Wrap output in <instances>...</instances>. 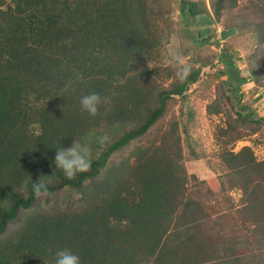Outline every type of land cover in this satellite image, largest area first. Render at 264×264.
I'll return each mask as SVG.
<instances>
[{
  "label": "trees",
  "instance_id": "16d2710c",
  "mask_svg": "<svg viewBox=\"0 0 264 264\" xmlns=\"http://www.w3.org/2000/svg\"><path fill=\"white\" fill-rule=\"evenodd\" d=\"M178 2L179 19L199 15L209 22L195 2ZM2 4L0 264H54L55 252L63 248L78 254L82 264H264V159L255 160L247 147L225 159L229 170L220 183L221 193L224 183L240 191L237 229L226 223L232 206L213 211L216 202L229 198L211 196L203 180L188 184L180 152L166 148L164 136L153 147L138 146L108 163L148 132L166 100L180 95L197 71L160 90L156 106L134 128L103 148L94 142L102 122L113 121L119 129L141 106L132 86L124 94L130 100L123 98L120 80L139 68L158 43L147 37L148 0ZM217 59L223 72L233 65L226 50ZM242 82L238 77L231 89L237 91ZM90 92L106 100L94 118L79 110L80 98ZM240 108L247 110L235 112L241 123L264 124V117L254 118L246 104ZM88 139L95 149L91 169L66 179L55 169L56 149ZM34 183L42 184L48 197L70 189L76 198L40 207ZM12 222L16 227L3 235Z\"/></svg>",
  "mask_w": 264,
  "mask_h": 264
},
{
  "label": "rangeland",
  "instance_id": "374dc122",
  "mask_svg": "<svg viewBox=\"0 0 264 264\" xmlns=\"http://www.w3.org/2000/svg\"><path fill=\"white\" fill-rule=\"evenodd\" d=\"M190 1L204 9L208 23L199 15L179 19L178 0H148L150 32L147 37L158 43L139 68L120 80L123 98L130 100L124 94L132 86L141 106L119 129L115 128L113 121L102 122L97 138L106 136L108 144L123 131L134 128L156 106L158 92L180 82L175 69L168 63V49L171 47L185 58L191 67L190 73L197 71L194 81L187 84L180 95H171L162 115L148 132L111 155L108 163H117L125 155L126 158L138 146L153 147L164 136L166 148L180 152L181 164L189 177L188 184L203 180V187L210 189L211 196L229 198L228 203L216 202L213 211L232 206L226 223L237 229L241 218L237 217L235 209L242 203L240 191L229 189L224 183L225 190L221 193L220 183L226 182L225 174L229 168L225 159L229 154L247 147L255 160L264 159V124L241 123L235 113L244 114L247 110L241 109L240 105L246 104L254 118L264 117V0ZM8 2L3 0L1 8ZM228 30L231 33L226 38L219 36L220 32ZM224 50L230 54L233 64L228 72H223L217 59ZM251 70H254L253 74ZM238 77L244 78V82L238 85L237 91L232 90L231 86L236 85ZM94 142L99 145L98 140ZM85 143L93 145L89 139ZM92 150L95 151L94 147ZM236 162L231 160L233 164ZM20 192L25 196L22 189ZM73 193L70 189L61 190L52 197L44 193L37 199V204L43 207L49 201H56L64 205L76 198ZM16 224L9 223L3 235Z\"/></svg>",
  "mask_w": 264,
  "mask_h": 264
},
{
  "label": "clouds",
  "instance_id": "9594fccd",
  "mask_svg": "<svg viewBox=\"0 0 264 264\" xmlns=\"http://www.w3.org/2000/svg\"><path fill=\"white\" fill-rule=\"evenodd\" d=\"M170 59L168 63L175 69L178 80L183 81L190 73L191 67L185 58L169 47ZM151 68V66H148ZM106 100L97 92H90L83 95L79 100V110L81 113H87L89 117H96L99 108ZM108 138L102 136L98 138L99 145L106 146ZM93 163L92 149L90 144L81 143L79 140H73L68 147L56 149L54 155L55 169L62 170L68 180L74 179L78 174L86 173L91 169ZM44 194V186L40 183H34L33 195L39 199ZM54 264H82L81 258L68 248L58 249L54 255Z\"/></svg>",
  "mask_w": 264,
  "mask_h": 264
}]
</instances>
